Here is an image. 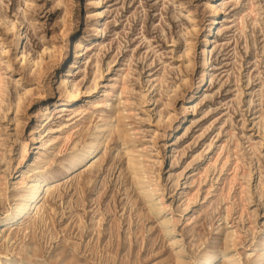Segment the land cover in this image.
<instances>
[{
  "label": "rangeland",
  "instance_id": "obj_1",
  "mask_svg": "<svg viewBox=\"0 0 264 264\" xmlns=\"http://www.w3.org/2000/svg\"><path fill=\"white\" fill-rule=\"evenodd\" d=\"M75 40L84 46L79 57ZM114 82L112 105L103 104ZM74 84L79 95L71 100ZM95 141L98 155L68 171ZM128 148L157 182L159 213L135 185ZM0 155V219L24 193L23 171L26 180L43 172L52 182L38 212L0 229L2 256L25 264H179L182 250V264H197L228 251L239 264H257L264 0H0ZM237 157L244 212L233 196L238 182L224 198ZM188 193L195 197L186 209ZM236 230V245L226 242Z\"/></svg>",
  "mask_w": 264,
  "mask_h": 264
},
{
  "label": "bare ground",
  "instance_id": "obj_2",
  "mask_svg": "<svg viewBox=\"0 0 264 264\" xmlns=\"http://www.w3.org/2000/svg\"><path fill=\"white\" fill-rule=\"evenodd\" d=\"M215 10H216V12L219 11L218 6L215 7ZM216 23H219V19H218V17H213L209 33L210 32L213 33V34L215 33V29L217 28L215 26ZM12 24H13V27L16 26L14 22ZM72 45H74L73 51H75L76 56L79 57L81 55V51H82V49L84 47L83 43L81 41H79V40H75V42L74 41L72 42ZM206 50H207V46H204L203 51L205 52V57H204L205 60H206V55L209 53V52L206 53ZM76 62H78V60ZM97 77L98 76H96V79H97ZM205 81H206V83L204 84V86H206L208 84V79L206 77V74H204V76H203L202 83L205 82ZM95 85H97V80H95ZM122 85L123 86H120L121 87V93L124 92V87H125L124 83ZM116 90H117V82H114L113 83V87L110 89V91L108 93V96L105 99L102 100V103L103 104H107V105L108 104L112 105V98L115 95ZM68 91H69L68 92V98H71V100L75 99L79 95V88H78V86L76 84H74V88L73 89L68 90ZM60 109L62 111L63 110H69L70 109L69 101L66 100L65 102H63V104L60 105ZM121 128L122 127H120V126L117 127V130L119 132V136L121 138H123V143H127V141H128L127 140V134L125 135L124 132H123V129H121ZM97 144L98 143L96 141L95 142H91L90 145L85 149L84 152L74 156V158L70 161V165L66 169H68V171H72L74 169H77V167H78V165L80 163H82V162H84L86 160L90 161L91 159L96 157L98 155V154H96L97 149H98V145ZM127 153H128V157H129L128 158V168L131 171V174H132V177H133V180L135 182L136 187L138 188L139 192L145 197V200L148 203V205L150 206V209L154 213L161 212V211H155L156 210L155 206L158 204L157 202H155L156 198H154L155 193L157 191V188H156L157 182H154V181H152V180L147 178L148 177V171H147L145 165L142 164L143 161L140 160L136 154H134L133 148H128L127 149ZM228 160H230L229 159V155H228V158L225 161V164L228 162ZM225 164H224V166H225ZM241 167L242 166H241V163H240V157H237V159H235L230 164V166L228 167V170L234 169V171L232 172L231 176L228 175L226 177V179H225V181H226L225 184H226L227 187L225 188L224 198H226L225 196H227V193L232 189L233 185L238 182V184H240L241 188L240 189H235V191L233 193V196L236 197L235 203L238 206H240L242 212H244V210H246V206H248V205L244 204L243 207H241V205H242L241 198H242L243 194H245V192L247 191L244 183L240 182L239 177H238L239 172H240L238 170L241 169ZM31 170H36V169H29V171H31ZM24 173L26 174L28 172L23 171V174L19 175V176L22 175L23 178H21V180L18 181V183L23 184L24 193H22L20 189H19V191H17V193H15L14 198H13V200H15V201H14V203L11 206V210L7 213V215L5 217L0 219V229L1 228H5V227H12L17 222L23 221L25 217L32 216L33 213H35L37 211V209H38V204L40 203V197L42 196V194L44 192L49 191L52 188V182L49 181V179H46L44 177V173L43 172L42 173H35V174H33V176H30L27 180H26V177L24 176ZM223 187H225V186H223ZM222 191L223 190H221V192ZM4 192H5V188L4 187L2 188V180L0 178V194H4ZM189 192H191V191H189ZM189 194H191V193H188V195ZM162 195H158V198L159 197L162 198ZM193 196L194 195H192V194L189 195V202L187 204L185 203V205H186L185 208L186 209L189 208L191 202L193 201ZM162 203H160V204H162ZM234 205L230 204V205L227 206V215H226L227 219L230 218L231 211H232V208L234 207ZM173 217H174V215H173ZM161 224L166 227V230H167L166 232L168 234L175 235V234H172V232H174L176 230L175 229V225L174 226H170V220L169 219L165 218V219L161 220ZM228 230H229V228H228ZM238 233L239 232L237 230L235 231V233H233L232 231H229L227 233L226 242H228L230 240L234 241L238 237ZM234 234H236L235 235L236 236L235 239H233L234 238L233 237ZM171 241L173 243L172 245L178 243V239H176V238H174V240L172 239ZM234 245H236L235 241H234ZM228 247H229V244H228ZM181 253H182V250H180L177 253L178 254L179 264H182V259H183L182 258L183 255H181ZM26 254H27V252H26ZM6 255L7 256L0 255V264H25V263H23L21 261H17V260L14 261L11 257L8 256V254H6ZM262 260H264V248H263V253L261 254L260 258L257 261V264H260V262ZM239 261H240L239 258H235L232 254H230V252L225 251L222 254H213L208 259H205V260L199 259V260H197V264H239Z\"/></svg>",
  "mask_w": 264,
  "mask_h": 264
}]
</instances>
